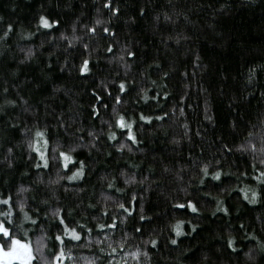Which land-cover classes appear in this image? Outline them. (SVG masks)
Returning <instances> with one entry per match:
<instances>
[{
  "label": "snow or ice",
  "instance_id": "1",
  "mask_svg": "<svg viewBox=\"0 0 264 264\" xmlns=\"http://www.w3.org/2000/svg\"><path fill=\"white\" fill-rule=\"evenodd\" d=\"M252 2L256 3V0ZM48 3L60 7L59 0H48ZM166 7V11L155 16L157 32L171 29L174 34L162 39V43L165 48L172 44L180 46L182 41L192 39L189 33L195 22L191 14L199 12L204 5L200 0H167ZM230 8L231 4L225 0L219 8L213 9V21ZM120 14L119 0H100L97 15L86 23L77 18L70 31H60V19L50 18L43 11L38 16L35 31L17 30L12 23L0 27V57L6 56L12 47L9 41L15 37L23 54L18 63H34L37 50L31 42L37 36L50 38L42 40L39 45L40 48L46 42L52 45L44 65L47 71L42 69L40 80L46 81L48 73L58 69L69 77L75 74L77 79L90 84L86 93L89 95L86 122L81 120L84 103L76 99H71L67 110L57 111L52 105L45 104V116L41 122L37 109L28 99L18 90L13 91V86L7 82L0 83V156L3 157L0 159V264H159L156 257L163 251L161 236L166 231L164 247L168 248L169 254L161 257L165 262L220 264L221 257H225L231 264L230 258L235 257L237 264H264V213L257 216L253 223H240L236 228L231 219L234 209L227 203L235 192L241 204L252 208L264 207V109L255 122L250 120L240 132L237 130L241 128V117L237 114L229 127L233 136L242 137L240 143L218 136L209 146L212 149L210 157L202 154L192 159L189 155L179 167L162 165L159 174L152 166L145 173L140 165L125 161V168L99 177L103 189L101 199L88 202L85 212L77 211L84 204L81 194L86 193L83 185L89 182V161L95 164L115 158L114 154H120V159H123L125 153L131 156L143 152L141 145L144 139L140 133L145 126L155 125L169 117L168 111L146 114L143 107L129 112L130 103L163 109L161 101H167L171 95L166 91L170 74L162 70L159 63L153 62L148 65L149 68L161 69L156 73L157 79H152L151 73L145 71L139 73L141 79L137 80L132 72L136 51L133 46L121 45L111 27ZM139 15H146L145 7L139 8ZM2 22L3 17H0V24ZM181 25L184 30L177 31ZM208 27L215 30L214 23H209ZM54 32H59V35ZM24 41L29 43H20ZM100 41L105 42L103 48L98 47ZM57 48L62 49V62L61 57L53 60V50ZM94 53L100 55L94 59ZM101 59L115 65L107 76L97 75ZM192 65L200 72L204 71L200 55H195ZM11 75L15 79L17 73ZM181 75L184 87L189 88L197 71L189 73L185 70ZM261 77H264V63L249 67L245 92L230 97V112L236 111V106L248 96L256 95ZM39 86L38 82L36 87ZM15 87L18 89V85ZM199 88L202 93H208L203 85ZM70 92V89L53 82L49 99L55 100L60 93L69 96ZM185 95L181 94L180 103L184 102ZM259 96L264 101V87L259 89ZM204 103V120L214 126L215 118L207 107V98ZM176 110L173 109L172 115ZM178 111L181 117L185 116L183 107H179ZM27 116L32 119L28 120ZM181 126L184 129L181 139L171 140L175 146H181L182 140H192L189 124L183 122ZM195 136L201 138L199 146L202 152L205 151V137L198 129ZM17 137L20 142L13 143ZM5 144L8 145L6 148ZM17 148H22V155L27 156L25 168L28 170L23 175L28 176L31 170H35L32 185H16L7 179L15 170ZM85 151L87 157L79 159ZM237 154L250 158L245 161L246 168L236 166L233 158ZM180 155L182 157L183 153ZM163 182L176 184V190L182 194L170 203L172 218L178 215L188 218L175 219V223L169 222L164 227L145 231L146 224L155 223V220L145 209V197L136 189L148 192L154 183ZM61 189L66 197L69 193L77 196L75 206H66L58 199L57 193ZM129 189H132L129 198L122 199ZM42 191L48 193L44 198H40ZM204 212L224 221L223 233L217 236L223 242L214 252L210 250L190 255L189 249L181 248V243L183 238L198 231L200 224L193 220ZM77 216L80 219H76ZM129 220L134 221L132 232L127 231ZM243 241L248 244L241 248ZM172 252L176 255L171 256Z\"/></svg>",
  "mask_w": 264,
  "mask_h": 264
},
{
  "label": "trees",
  "instance_id": "2",
  "mask_svg": "<svg viewBox=\"0 0 264 264\" xmlns=\"http://www.w3.org/2000/svg\"><path fill=\"white\" fill-rule=\"evenodd\" d=\"M225 0H200L204 7L199 12L191 14V19L195 22V26L189 33L192 39L181 43L180 46L172 44L171 47L165 48L162 39L166 38L174 32L170 30L161 33L157 32L155 16L167 10V0H119L121 5V14L119 19H114L111 27L117 33L119 43L121 45L133 46L136 51V58L133 64L132 72L136 75L139 81L141 77L139 73L150 72L152 79H157L156 73L161 69L169 72L167 80L168 88L166 91L171 93L167 101H161L163 109L151 108L144 105L129 104V112L134 108L143 107L146 114H162L163 111L169 112V117L163 122H156L155 125L145 126L140 135L144 139V144L141 145L143 152L124 154L123 159H120V154H114L115 158L109 160H100L93 164L89 161L91 172L89 174V182L83 187L86 193H83L84 204L77 209L78 212H85L86 205L90 201L100 200V193L103 190L99 177L106 174H115L118 169L125 168V161L129 163L135 162L145 170L149 166L155 168L157 174L161 171L162 165L179 167L183 160H187L189 155L192 159L206 155L211 156L212 149L209 147L218 136L227 137L231 142L235 139L236 144L240 143L241 136H233L229 125L237 114L240 115L241 128L237 131H243V126L250 120L256 121L260 111L264 109V101L260 100L259 89L264 87V77H261V84L258 85L255 96H248L247 100L241 101L236 106V111H229L230 97L239 96L245 92V80L248 69L251 66H259L264 63V0H227L231 4V8L227 12L218 16L213 21V9L219 8ZM60 7H55V3L49 4L48 0H0V17H3V22L0 27L12 23L19 30L23 28L28 31H35V25L38 21L39 14L43 11L50 18H59L61 27L60 31L68 29L70 31L71 24L79 18L82 23L90 22L97 15V7L100 0H59ZM43 5V8H42ZM211 5L212 7H208ZM145 7L146 15H139V8ZM13 8L15 11H13ZM107 18V11L104 12ZM133 20L135 22H133ZM209 23L215 24L213 31L208 27ZM162 26V21H161ZM179 30H184L181 25ZM219 33V35H217ZM59 35V32H54ZM45 38L37 36L31 42L37 50V59L34 63L29 62L24 65L18 63L23 54L20 53L17 47L15 37L9 41L12 45L6 53L5 57H0V83L7 82L13 86V91L18 90L20 94L28 99L29 103L37 109L41 122L44 120V105L49 104L55 107L57 111L61 109L67 110L71 99L84 103L83 115L81 120L87 121V107L89 95L86 94L90 90L88 81H81L73 74L71 77L67 73H61L58 69L48 73V79L41 81V71H47L44 68L48 60L49 49L51 44L45 43L43 48L39 45ZM21 44L29 43L27 41L20 42ZM94 46L95 45V42ZM104 41H100L98 47L103 48ZM56 57H61L62 49L53 50ZM201 57V65L204 66V71L200 72L192 65L195 55ZM100 53H94L93 58ZM110 55V54H109ZM78 62V61H77ZM153 62L159 63L161 69L155 67L149 68L148 65ZM174 66V68H173ZM115 68V65L108 64L106 60L101 59L98 65V76H107L109 70ZM123 71L122 69H118ZM187 70L189 73L197 71V76L191 81L189 88L184 87V77L182 72ZM16 72L15 79L12 73ZM197 81L199 84H197ZM39 82V88L36 84ZM53 82L62 86L65 89H70L69 96H64L62 93L57 94L55 100L49 99ZM160 81H158L159 83ZM18 85V89L15 87ZM199 85H203L208 89V93H202ZM223 89V92L221 91ZM186 93L183 103H180V96ZM210 93V94H209ZM205 98L208 100V109L215 118V125L204 120L203 112L205 109ZM185 109V116L179 115L178 108ZM173 109H177L175 115H172ZM28 120L32 118L26 117ZM51 119V117H48ZM187 122L190 126L191 142L182 140L181 146H175L171 143L173 138L181 139L184 129L182 123ZM199 130L205 137L203 142L202 152L201 138L195 136V131ZM167 133V135H165ZM20 138L17 137L13 143H19ZM63 142V141H62ZM8 145L5 144L6 148ZM183 153L182 157L180 153ZM23 149H16V166L12 175L7 177L12 183L19 185L23 183L25 186L32 185L35 179L34 172L31 170L28 176H24L23 172L28 170L25 168L27 156L22 155ZM87 152H82L79 159H85ZM153 157L155 159H153ZM3 157L0 156V159ZM236 166L244 169L247 167L246 158L237 154L233 158ZM47 179V177H45ZM243 187V185H240ZM7 186H5L6 188ZM177 185L172 182H163L160 184L154 183L148 192H142L139 188L137 193L145 197L144 206L149 215L154 217L155 223L146 224L145 231L159 227H164L165 224L175 223V219H187L188 217L178 215L173 219V210L170 208V203L175 197H182V194L177 190ZM132 193V189L128 190V194L122 199H128ZM94 194V195H93ZM48 195L42 191L40 198ZM58 199L66 206H75L78 202L77 196L74 193H69L67 197L61 189L57 193ZM238 194L233 192L227 203L234 209L231 217L233 227L238 228L240 223L246 225L255 221L257 216L264 213V207L252 208L241 204L237 198ZM91 211V210H87ZM238 212V214H237ZM191 214L189 213V217ZM76 219H80L79 216ZM194 223H199L200 227L196 233L183 238L181 243L182 249H189V254L202 251H215L220 247L223 241L217 239L219 234L223 233L224 221L211 217L209 212H204L199 218L193 220ZM134 221H128L127 231L132 232ZM187 230V225H185ZM258 230V225H257ZM164 235H167V231ZM164 235L161 236L162 253H157L156 259L159 264H172L171 261L165 262L161 259L162 256L168 255V248L164 247ZM119 237V233H117ZM35 239V237H33ZM248 244L247 241L241 242V248ZM79 254V253H77ZM87 255V253H84ZM176 253L172 252L171 256ZM243 254L241 253V259ZM215 259V257H213ZM231 264H237L236 258L231 257ZM188 264H191L189 261ZM220 264H229V258L221 257Z\"/></svg>",
  "mask_w": 264,
  "mask_h": 264
}]
</instances>
